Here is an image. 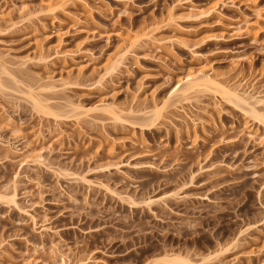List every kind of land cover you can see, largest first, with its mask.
Returning a JSON list of instances; mask_svg holds the SVG:
<instances>
[{
	"label": "rangeland",
	"instance_id": "obj_1",
	"mask_svg": "<svg viewBox=\"0 0 264 264\" xmlns=\"http://www.w3.org/2000/svg\"><path fill=\"white\" fill-rule=\"evenodd\" d=\"M0 264H264V0H0Z\"/></svg>",
	"mask_w": 264,
	"mask_h": 264
},
{
	"label": "bare ground",
	"instance_id": "obj_2",
	"mask_svg": "<svg viewBox=\"0 0 264 264\" xmlns=\"http://www.w3.org/2000/svg\"><path fill=\"white\" fill-rule=\"evenodd\" d=\"M202 75H203V74H202ZM207 77H209V76H207ZM196 80H197V79H196ZM206 80H207V79H206ZM206 80H205V81H206ZM209 80H210V79H209ZM199 81H200V80H199ZM202 82H203V81H202ZM197 83H198V82H197ZM203 83H204V82H203ZM186 87H187V86H186ZM239 93H240V92H239ZM228 95H230V94L228 93ZM247 95H248V94H247ZM239 97H240V96H239ZM234 98H237V97H234ZM239 100H240V99H239ZM242 100H243V99H242ZM242 100H241V101H242ZM243 101H244V100H243ZM244 102H245V101H244Z\"/></svg>",
	"mask_w": 264,
	"mask_h": 264
}]
</instances>
